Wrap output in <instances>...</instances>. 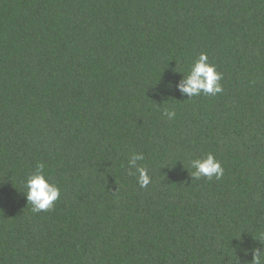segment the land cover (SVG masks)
<instances>
[{
    "label": "trees",
    "instance_id": "trees-1",
    "mask_svg": "<svg viewBox=\"0 0 264 264\" xmlns=\"http://www.w3.org/2000/svg\"><path fill=\"white\" fill-rule=\"evenodd\" d=\"M201 52L223 90L188 98L175 84ZM208 153L223 176L192 178ZM38 164L60 198L33 212ZM254 249L264 0H0V264H249Z\"/></svg>",
    "mask_w": 264,
    "mask_h": 264
},
{
    "label": "clouds",
    "instance_id": "clouds-1",
    "mask_svg": "<svg viewBox=\"0 0 264 264\" xmlns=\"http://www.w3.org/2000/svg\"><path fill=\"white\" fill-rule=\"evenodd\" d=\"M221 79L222 73L217 71L216 65L209 61L208 54L201 52L198 58L189 66L187 74L183 75V78L175 84V87L181 94H186L188 98L199 96L201 93L215 96L223 90L220 83ZM163 115L171 119L176 113L173 110L166 109ZM143 160L142 153L131 154L128 158V174H135L139 186L146 188L151 183V177L148 170L138 164L139 161ZM44 167L43 164H38L36 171L25 180L27 191L24 194L27 202L32 205L33 212L51 209L60 198L59 187L48 180ZM189 167L193 169L191 177L195 179L206 177L209 180L213 178L219 180L224 174L221 162L212 153H208L203 158L191 159ZM244 251L247 252V249ZM246 262H249V264H264V250L254 249L251 261Z\"/></svg>",
    "mask_w": 264,
    "mask_h": 264
}]
</instances>
